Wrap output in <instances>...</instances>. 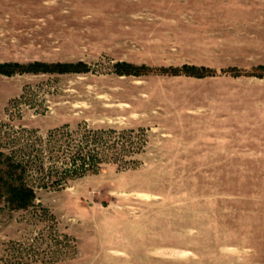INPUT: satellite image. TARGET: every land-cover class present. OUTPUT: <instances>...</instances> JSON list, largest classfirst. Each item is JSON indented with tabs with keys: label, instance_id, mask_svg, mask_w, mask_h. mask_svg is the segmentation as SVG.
<instances>
[{
	"label": "rangeland",
	"instance_id": "374dc122",
	"mask_svg": "<svg viewBox=\"0 0 264 264\" xmlns=\"http://www.w3.org/2000/svg\"><path fill=\"white\" fill-rule=\"evenodd\" d=\"M33 62L82 65L0 74V264H264V0H0Z\"/></svg>",
	"mask_w": 264,
	"mask_h": 264
},
{
	"label": "trees",
	"instance_id": "16d2710c",
	"mask_svg": "<svg viewBox=\"0 0 264 264\" xmlns=\"http://www.w3.org/2000/svg\"><path fill=\"white\" fill-rule=\"evenodd\" d=\"M82 64H72V63H55V64H46L42 62H33L29 64H19V63H3L0 64V74L10 76L13 73H67L77 71ZM127 68L128 65L124 64ZM122 64H116L119 72H122ZM172 74H177L183 72L189 76L197 75L201 77L205 69H196V67L183 66L181 69H172L170 70ZM7 201L9 205L13 208L21 209L29 206L34 198L33 190L25 187L24 184L20 183L17 186L14 185H5Z\"/></svg>",
	"mask_w": 264,
	"mask_h": 264
}]
</instances>
